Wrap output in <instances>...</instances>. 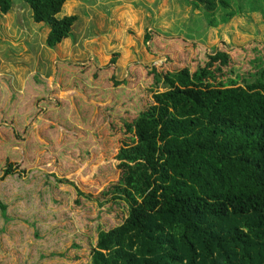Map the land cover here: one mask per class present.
<instances>
[{"label":"rangeland","instance_id":"obj_1","mask_svg":"<svg viewBox=\"0 0 264 264\" xmlns=\"http://www.w3.org/2000/svg\"><path fill=\"white\" fill-rule=\"evenodd\" d=\"M238 5L242 15L222 24L219 12L211 27L187 0H66L57 18L78 20L71 37L51 49L50 28L34 23L23 0H14L9 15L0 4V169L12 162L31 172L24 181L0 179V202L12 220L0 208V264H92L99 231L127 210L89 199L75 205L74 187L49 176L93 197L119 178L116 157L133 143L127 125L151 103L154 68L194 72L225 49L234 77L253 72L247 62L258 54L255 43L264 45V17L249 11V0Z\"/></svg>","mask_w":264,"mask_h":264},{"label":"trees","instance_id":"obj_2","mask_svg":"<svg viewBox=\"0 0 264 264\" xmlns=\"http://www.w3.org/2000/svg\"><path fill=\"white\" fill-rule=\"evenodd\" d=\"M23 1L34 23L50 28L49 48L71 37L77 17L57 18L66 0ZM187 1L211 27L219 12L222 24L242 15L238 0ZM0 4L4 15L13 12L14 0ZM249 4L264 17V6ZM152 40L148 32L145 41ZM255 44L258 54L247 62L255 69L246 76L234 77V57L225 49L208 54L194 72L154 68L151 103L127 125L133 143L116 157L119 178L94 197L49 176L74 187L75 205L89 199L127 210L116 226L99 231L92 264H264V45ZM0 172L1 180L23 181L31 173L12 162ZM0 208L12 221L7 206Z\"/></svg>","mask_w":264,"mask_h":264}]
</instances>
